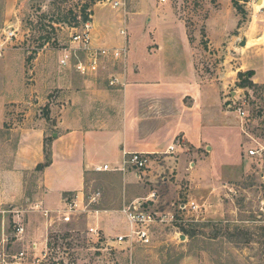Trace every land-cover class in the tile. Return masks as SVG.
Instances as JSON below:
<instances>
[{
    "label": "rangeland",
    "instance_id": "obj_1",
    "mask_svg": "<svg viewBox=\"0 0 264 264\" xmlns=\"http://www.w3.org/2000/svg\"><path fill=\"white\" fill-rule=\"evenodd\" d=\"M125 2L136 58L148 57V51L153 54V43L162 38L187 39L202 51L196 64L198 77L220 100L231 153L219 157L211 155L210 148L202 150L190 156L183 177L169 170L160 177L159 206L175 213L178 221L174 227H155L150 246L114 243L116 236L127 233V226L116 211L121 205L113 204L110 188L116 181L110 178L91 175L79 201V194H67L64 205L55 201L44 207L33 201L42 170L23 173L17 165L21 126L45 121L44 164L48 163L54 132L67 129L57 125L59 120L69 122L67 107L78 97L84 107L92 86L125 87L139 62L132 52L126 66L108 62L89 77L74 67L60 66L62 49L70 45L74 29L85 17L101 23L97 35L104 46L122 45V19L108 0H0V60L4 61L0 62V106H7L4 123L0 114V169L8 168L5 173L0 170V264H264V164L245 158L250 141L242 131V120L226 103L245 89L250 115L245 127L258 137L264 116V4L258 0ZM12 29L16 37L7 41L5 33ZM169 56L168 66H174L175 59ZM146 67L150 68L149 62ZM120 75L125 85L111 86L113 77L123 80ZM192 162L198 166L190 168ZM97 193H102L101 201L91 204ZM76 200L79 207L67 212ZM192 201L200 206L197 212L180 211V204ZM94 209L102 211L99 239L90 232L98 220L87 210ZM41 210H50V216ZM19 227L23 234L17 232Z\"/></svg>",
    "mask_w": 264,
    "mask_h": 264
},
{
    "label": "crops",
    "instance_id": "obj_2",
    "mask_svg": "<svg viewBox=\"0 0 264 264\" xmlns=\"http://www.w3.org/2000/svg\"><path fill=\"white\" fill-rule=\"evenodd\" d=\"M94 26V39L99 46H104L97 35L101 23L94 21ZM153 44L156 47L153 54L148 51V57L136 58L129 41L130 57L133 52V59L139 65L129 74L125 87L110 90L92 86L86 92L84 107L79 102L80 97L67 107L69 122L63 119L57 123L58 127L67 129L53 134L51 163L41 171V185L32 195L33 201L44 207L55 201L64 205L67 194H79L81 200L89 177L96 175L116 181L110 189L115 195L113 204L121 205L116 210L119 212L153 190H157L162 199L160 177L167 170L176 172L177 178L183 177L184 172L189 171L190 156H198L202 150L208 152L209 148L211 155L229 156L232 149L230 138L226 136L229 125L222 127L220 100L215 98L213 88L198 77L196 64L202 51L195 50L187 39L162 38ZM169 55L175 59L174 66H168ZM4 105L0 106L2 123L7 110ZM20 130L16 162L26 173L45 162L47 128L45 121L40 120L36 125L29 121ZM172 146L175 151L169 152ZM134 152L148 154L151 158L141 178L133 169L99 174L92 171L94 166L103 165L121 168L124 153ZM189 165L190 168L198 166L194 162Z\"/></svg>",
    "mask_w": 264,
    "mask_h": 264
},
{
    "label": "built area",
    "instance_id": "obj_3",
    "mask_svg": "<svg viewBox=\"0 0 264 264\" xmlns=\"http://www.w3.org/2000/svg\"><path fill=\"white\" fill-rule=\"evenodd\" d=\"M111 7L116 10L122 19L123 27L120 29V36L123 39L121 46L116 48H109L107 46H99L94 39V22L86 21L80 28H75L71 36L70 45L62 49V55L59 59L61 67H74V69L84 77L97 75L102 67L108 62H119L127 65L130 56L129 32L127 23V11L125 0H108ZM7 41L16 37V30L12 29L5 33ZM80 52V53H78ZM122 77V75H120ZM119 80L116 76L112 78L111 86H124L125 80L122 77ZM236 97L228 98L226 103L228 108L238 115L242 120V131L250 141L247 155L249 158L255 159L264 164V116L261 120V130L258 137L249 133L245 127L250 121V115L246 108L247 98L245 89L240 90ZM250 92V91H248ZM175 147H170L169 152H174ZM151 158L144 153H124L123 166L121 168L112 169L109 165L94 166V173H104L108 171L125 172L128 169H133L137 172L139 178L141 174L150 166ZM101 194L97 193L92 197L91 204H97L100 200ZM79 201V199L77 198ZM76 200V201H77ZM77 203H70L69 211L73 212L79 207ZM160 195L157 190H153L147 197L138 199L130 205L123 207L119 212L127 226V233L115 237L114 243L118 245H135L150 246L153 239V231L157 226L174 227V223L178 221L175 213L171 211H164L162 205L159 206ZM158 205V206H157ZM180 211H194L197 212L200 206L196 202H186L179 205ZM45 217H49L50 210H41ZM87 212L98 221L95 226L90 227V232L100 238V212L99 209L87 210ZM100 213V214H99ZM17 232L24 233V228L19 227ZM24 254H21L23 257Z\"/></svg>",
    "mask_w": 264,
    "mask_h": 264
},
{
    "label": "trees",
    "instance_id": "obj_4",
    "mask_svg": "<svg viewBox=\"0 0 264 264\" xmlns=\"http://www.w3.org/2000/svg\"><path fill=\"white\" fill-rule=\"evenodd\" d=\"M85 22L86 21H88V18L87 17H85ZM47 143V142H46ZM49 152V150H46V154H47V156H48V153ZM47 160H48V163H45V164H40L38 167H37V169H38V171H41V170H43L45 167H47V166H49L50 165V163H51V159H48L47 158Z\"/></svg>",
    "mask_w": 264,
    "mask_h": 264
},
{
    "label": "water",
    "instance_id": "obj_5",
    "mask_svg": "<svg viewBox=\"0 0 264 264\" xmlns=\"http://www.w3.org/2000/svg\"><path fill=\"white\" fill-rule=\"evenodd\" d=\"M262 1L264 2V0H258V3H262ZM241 45L246 46V41H243ZM182 239H186V237L182 236Z\"/></svg>",
    "mask_w": 264,
    "mask_h": 264
},
{
    "label": "bare ground",
    "instance_id": "obj_6",
    "mask_svg": "<svg viewBox=\"0 0 264 264\" xmlns=\"http://www.w3.org/2000/svg\"><path fill=\"white\" fill-rule=\"evenodd\" d=\"M262 4H264L263 1H262L261 5H262Z\"/></svg>",
    "mask_w": 264,
    "mask_h": 264
}]
</instances>
